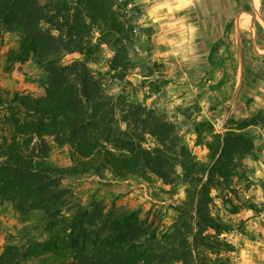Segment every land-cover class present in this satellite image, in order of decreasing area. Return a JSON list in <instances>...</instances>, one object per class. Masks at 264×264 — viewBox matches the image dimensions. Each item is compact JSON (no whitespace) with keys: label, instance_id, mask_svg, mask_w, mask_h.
Segmentation results:
<instances>
[{"label":"rangeland","instance_id":"obj_1","mask_svg":"<svg viewBox=\"0 0 264 264\" xmlns=\"http://www.w3.org/2000/svg\"><path fill=\"white\" fill-rule=\"evenodd\" d=\"M65 1L75 6L76 0ZM113 3L124 29L129 62L126 68L112 71L105 61L116 52L104 46V60L92 63L91 68L108 93L138 103L172 127L179 145L176 153L167 152L173 157V184L150 172L119 176L105 166L99 154L92 164L102 170L103 178L89 171L62 179L61 186L69 191L68 201L89 206L96 199L116 217L137 211L156 229L157 240L163 244L164 235L182 219L183 211L175 207L188 208L190 218L197 214L196 206L194 210L189 206L181 147H186L196 163L206 165L212 135L242 132L252 140L251 153L238 157L230 180L210 194L209 213L226 231L221 235L213 229L205 231L203 236L213 244L201 246L199 251L194 249V239L189 241L197 264L199 260L201 264H264V0ZM98 37L93 34L94 43ZM19 42L20 36L0 23V96L20 93L41 98L47 73L32 59L15 61ZM82 60L81 54L70 53L62 62L68 65ZM118 73L125 77L118 78ZM127 105L117 106V125L153 152L160 147L158 139L141 124L126 119ZM3 113L1 110L0 115ZM7 127L0 123L1 135L10 133ZM108 149L122 153L112 146ZM45 163L52 168L73 166L70 148H55ZM206 179L207 174L204 182ZM236 207L239 211L233 213ZM50 235L42 212L23 214L10 201L0 199V257L6 249H13L17 253L13 264H71L74 251L64 243L52 249V243H47ZM217 239L219 246L214 244Z\"/></svg>","mask_w":264,"mask_h":264},{"label":"trees","instance_id":"obj_2","mask_svg":"<svg viewBox=\"0 0 264 264\" xmlns=\"http://www.w3.org/2000/svg\"><path fill=\"white\" fill-rule=\"evenodd\" d=\"M113 9V0H76L74 7L65 0H0V23L20 36L15 61L32 59L47 73L41 98L20 93L0 96V111L4 110L0 123L10 130L8 135L0 134V199L10 201L23 214L42 212L51 232L47 243L54 250L59 243L68 244L74 251L71 264H197L189 239H194V249L199 251L213 244L203 236L205 231L213 229L217 235L226 231L209 213L210 194L230 180L235 160L251 153L253 143L245 133L212 135L206 165L196 163L186 147H181L189 206L192 210L196 206L197 214L190 218L188 208L175 207L183 211L182 219L164 235L163 244L157 240L156 229L137 211L116 217L96 199L89 206L69 202V191L61 186L64 177L89 171L103 178L102 170L92 164L99 154L105 166L119 176L150 172L173 184V157L167 152L176 153L179 145L172 127L138 103L108 93L102 78L92 71V63L104 60V46L116 52L105 61L112 71L126 68L129 62L124 29ZM94 33L99 34L96 43ZM70 53L81 54L83 60L63 64ZM125 102L126 119L141 124L158 139L160 147L153 152L117 125L115 110ZM210 127L213 130L214 124ZM108 146L122 153L117 155ZM63 147L70 148L74 165H47L45 159ZM238 211L236 207L233 213ZM214 244L221 243L217 239ZM16 256L13 249H6L0 264H13Z\"/></svg>","mask_w":264,"mask_h":264},{"label":"crops","instance_id":"obj_3","mask_svg":"<svg viewBox=\"0 0 264 264\" xmlns=\"http://www.w3.org/2000/svg\"><path fill=\"white\" fill-rule=\"evenodd\" d=\"M257 4V3H256Z\"/></svg>","mask_w":264,"mask_h":264}]
</instances>
